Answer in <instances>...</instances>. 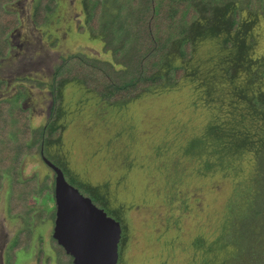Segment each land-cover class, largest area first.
I'll return each mask as SVG.
<instances>
[{
    "label": "rangeland",
    "instance_id": "rangeland-1",
    "mask_svg": "<svg viewBox=\"0 0 264 264\" xmlns=\"http://www.w3.org/2000/svg\"><path fill=\"white\" fill-rule=\"evenodd\" d=\"M36 2L20 0L14 5L21 13V24L11 36L12 50L0 59V82H8L4 89L0 87V100L16 96L18 86L24 84L23 105L30 109L33 126L40 127L50 114L48 85L62 57L83 53L111 60L112 56L104 51L101 40L89 31L80 32L85 23L83 0H59L43 26H37L31 16ZM252 34L256 39L253 55L261 57L262 17ZM214 42H205L203 50L216 54ZM202 79L197 74L173 87H156L123 107L108 105L76 82L64 88L62 143L47 150L64 155L51 158L61 168L59 161L65 157L71 172L81 180L107 183L110 204L123 208L129 238L118 264H221L235 249L222 246L218 239L227 229L233 205L244 206L248 201L255 158L251 152L224 161L215 158L213 170L206 172L208 149L200 157L186 152L190 140L209 123H224L229 117L227 103L207 100ZM19 97L11 102L16 105ZM34 174L41 182L47 176L55 178L40 154L26 157L22 166L23 178ZM9 184L6 178L0 186V264H7V249L25 226L22 217L9 213ZM55 208L54 199L44 207ZM54 226L55 220L37 211L32 245L19 251L16 264H48V256L54 259L51 264H58L52 245ZM42 245L45 259L40 262Z\"/></svg>",
    "mask_w": 264,
    "mask_h": 264
},
{
    "label": "trees",
    "instance_id": "trees-1",
    "mask_svg": "<svg viewBox=\"0 0 264 264\" xmlns=\"http://www.w3.org/2000/svg\"><path fill=\"white\" fill-rule=\"evenodd\" d=\"M18 1L0 0V58L9 55V37L21 24L20 14L13 8ZM83 1L85 23L80 32L89 31L101 40L112 59L83 53L62 57L48 85L52 105L43 126H33L30 109L23 105L27 91L24 84L18 86L16 96L0 100V186L9 178V213L25 222L7 249L6 263L16 264L19 251L30 249L37 211L55 220L56 208L44 209L48 200H55V178L47 176L43 182L38 174L23 178L22 166L28 156L40 154L53 163V159L64 156L48 153L47 149L62 143L67 84H81L108 105L123 107L151 89L173 87L200 74L207 100L227 103L229 117L224 123H209L201 135L190 140L186 152L200 157L208 149L203 165L206 172L213 170L216 160L224 161L229 156L251 152L255 158L248 201L244 206L233 205L227 229L218 239L222 246H235L221 264H264V55L254 57L256 39L252 34L258 19H264V0ZM58 5L59 0H37L34 23H48ZM210 41H215L216 54L203 50L204 43ZM7 83L2 80L0 87L4 89ZM38 85L46 86L42 82ZM17 97L19 103L14 105L11 101ZM59 163L81 193L122 222L119 253L123 254L129 228L123 208L110 204L108 184L81 180L71 172L65 157ZM41 199L43 203L39 204ZM202 241L199 239V243ZM52 245L58 264H73V257L54 237ZM44 259L42 245L39 260ZM46 260L51 264L54 259L48 256Z\"/></svg>",
    "mask_w": 264,
    "mask_h": 264
},
{
    "label": "water",
    "instance_id": "water-1",
    "mask_svg": "<svg viewBox=\"0 0 264 264\" xmlns=\"http://www.w3.org/2000/svg\"><path fill=\"white\" fill-rule=\"evenodd\" d=\"M55 173L53 237L73 264H118L122 224L71 184L63 170L44 158Z\"/></svg>",
    "mask_w": 264,
    "mask_h": 264
},
{
    "label": "flooded vegetation",
    "instance_id": "flooded-vegetation-1",
    "mask_svg": "<svg viewBox=\"0 0 264 264\" xmlns=\"http://www.w3.org/2000/svg\"><path fill=\"white\" fill-rule=\"evenodd\" d=\"M19 1H20V0H19ZM19 1H18V2H19ZM18 2H17V3H18ZM35 4H36V3H35ZM35 4H34V6H33V10H34ZM13 8H14V5H13ZM14 9H15V8H14ZM15 10H16V9H15ZM33 10H32V15H33ZM16 11H17V10H16ZM19 14H20V20H21V13H19ZM32 15H31V16H32ZM17 29H18V28H17ZM17 29H16V30H17Z\"/></svg>",
    "mask_w": 264,
    "mask_h": 264
},
{
    "label": "crops",
    "instance_id": "crops-1",
    "mask_svg": "<svg viewBox=\"0 0 264 264\" xmlns=\"http://www.w3.org/2000/svg\"><path fill=\"white\" fill-rule=\"evenodd\" d=\"M13 33H14V32H13ZM13 33H12V34H13ZM12 34H11L10 37H9L11 47H12V43H11V36H12ZM11 50H12V48H11ZM5 58H6V57H5ZM0 59H4V58H0Z\"/></svg>",
    "mask_w": 264,
    "mask_h": 264
}]
</instances>
